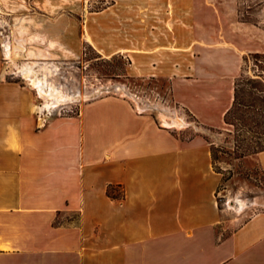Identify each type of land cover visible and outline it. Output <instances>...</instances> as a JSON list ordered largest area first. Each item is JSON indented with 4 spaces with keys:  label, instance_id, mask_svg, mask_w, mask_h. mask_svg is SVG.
Segmentation results:
<instances>
[{
    "label": "crops",
    "instance_id": "obj_1",
    "mask_svg": "<svg viewBox=\"0 0 264 264\" xmlns=\"http://www.w3.org/2000/svg\"><path fill=\"white\" fill-rule=\"evenodd\" d=\"M105 1L90 12L83 0H0V13L20 19L26 49L125 56L129 77L168 81L199 124L228 130L246 57L264 43L216 0ZM173 127L114 96L46 114L0 74V264H264V213L232 228L211 144ZM257 161L264 171V151Z\"/></svg>",
    "mask_w": 264,
    "mask_h": 264
},
{
    "label": "rangeland",
    "instance_id": "obj_2",
    "mask_svg": "<svg viewBox=\"0 0 264 264\" xmlns=\"http://www.w3.org/2000/svg\"><path fill=\"white\" fill-rule=\"evenodd\" d=\"M83 1L90 12L108 4L105 0ZM216 2L234 23L246 26L248 34L264 43V0ZM1 15L0 47L5 55L0 59V74L9 82L32 88L37 93L22 73L25 66H31L40 78H46L69 95L80 96L67 104L46 109L38 95L40 111L55 116L76 115L84 104L114 96L128 99L141 113L153 116L160 124L174 125L173 121L180 120L184 125H174L176 135L182 138L202 135L211 144L214 169L222 174L218 200L224 217L235 221L231 227L264 213V171L257 161V155L264 149V54L246 57L244 73L236 83L240 105L228 117V130L205 128L174 102L168 81L129 77V62L125 56L101 58L94 49L86 47L79 60H66L57 55L49 56L41 49H26L23 42L30 41V35L16 30L20 19L5 13ZM7 42H20L25 49L16 56L7 55L4 48Z\"/></svg>",
    "mask_w": 264,
    "mask_h": 264
},
{
    "label": "bare ground",
    "instance_id": "obj_3",
    "mask_svg": "<svg viewBox=\"0 0 264 264\" xmlns=\"http://www.w3.org/2000/svg\"><path fill=\"white\" fill-rule=\"evenodd\" d=\"M4 48L7 55H18L19 51L25 49L22 43L12 44L11 42H7L4 44ZM22 73L27 79L34 89L37 90L39 97L44 101V105L46 109L56 108L60 105L67 104L74 99H79L80 96H72L56 86L50 84L46 78H40L36 71L31 66H25L22 69ZM46 111V110H45ZM174 125L183 126L184 123L180 120L173 121Z\"/></svg>",
    "mask_w": 264,
    "mask_h": 264
},
{
    "label": "trees",
    "instance_id": "obj_4",
    "mask_svg": "<svg viewBox=\"0 0 264 264\" xmlns=\"http://www.w3.org/2000/svg\"><path fill=\"white\" fill-rule=\"evenodd\" d=\"M237 100H238V98H237V84H236V98H235V103H234L233 108H232V109L227 113V115H226V122H227V123H229V120H228L229 115L233 112V110H234L238 105H240V104L237 103ZM263 151H264V149L261 150L260 152H263Z\"/></svg>",
    "mask_w": 264,
    "mask_h": 264
}]
</instances>
